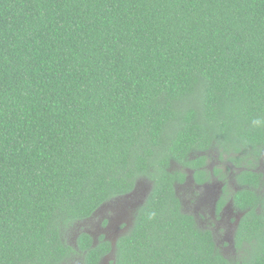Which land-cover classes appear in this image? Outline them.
<instances>
[{
    "label": "trees",
    "instance_id": "16d2710c",
    "mask_svg": "<svg viewBox=\"0 0 264 264\" xmlns=\"http://www.w3.org/2000/svg\"><path fill=\"white\" fill-rule=\"evenodd\" d=\"M262 162L264 0H0V264H264ZM186 170L216 213L235 184L232 257L182 209ZM142 179L113 246L67 241Z\"/></svg>",
    "mask_w": 264,
    "mask_h": 264
},
{
    "label": "rangeland",
    "instance_id": "374dc122",
    "mask_svg": "<svg viewBox=\"0 0 264 264\" xmlns=\"http://www.w3.org/2000/svg\"><path fill=\"white\" fill-rule=\"evenodd\" d=\"M218 156L217 152H210L207 168L211 171L213 167H219L222 173L229 177L233 166L225 164V161H218ZM260 165L264 166V163L262 162ZM261 166L259 168H262ZM172 167L176 171L179 170L176 164H172ZM184 172L187 174L186 180L179 183L176 188L182 209L195 217L198 228L211 231L216 246L221 253L226 257H232L235 251L233 233L242 216L234 213L231 203L227 202L230 200L229 195L235 184L231 181L232 185L228 187L227 191V201L216 213L214 212L216 203L222 196L219 191L221 188L220 182L216 181L215 177H211L209 183L198 184L197 188L192 179V172L187 170ZM150 191V182L145 179L139 180L131 194L113 199L102 205L92 219L74 224L73 229L69 230L67 234V241L75 246L76 235L78 236L82 230H88L94 237L95 243L103 236L106 241L114 245L119 238L131 230L135 219V211L142 206ZM105 221H107L106 225H104ZM69 264L79 263L77 260L72 259ZM102 264H114L113 251L104 257Z\"/></svg>",
    "mask_w": 264,
    "mask_h": 264
},
{
    "label": "clouds",
    "instance_id": "9594fccd",
    "mask_svg": "<svg viewBox=\"0 0 264 264\" xmlns=\"http://www.w3.org/2000/svg\"><path fill=\"white\" fill-rule=\"evenodd\" d=\"M261 122L260 121H253V124L259 125Z\"/></svg>",
    "mask_w": 264,
    "mask_h": 264
},
{
    "label": "flooded vegetation",
    "instance_id": "af4514ba",
    "mask_svg": "<svg viewBox=\"0 0 264 264\" xmlns=\"http://www.w3.org/2000/svg\"><path fill=\"white\" fill-rule=\"evenodd\" d=\"M195 187H197V188H198V185H196V184H195ZM199 188H202V187H199ZM112 246H113V245H112Z\"/></svg>",
    "mask_w": 264,
    "mask_h": 264
}]
</instances>
